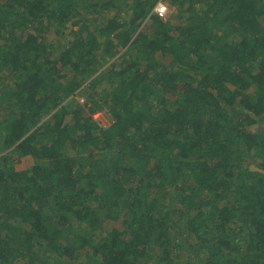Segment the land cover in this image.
<instances>
[{
	"label": "trees",
	"instance_id": "1",
	"mask_svg": "<svg viewBox=\"0 0 264 264\" xmlns=\"http://www.w3.org/2000/svg\"><path fill=\"white\" fill-rule=\"evenodd\" d=\"M157 1L0 0V264H264V0Z\"/></svg>",
	"mask_w": 264,
	"mask_h": 264
},
{
	"label": "rangeland",
	"instance_id": "2",
	"mask_svg": "<svg viewBox=\"0 0 264 264\" xmlns=\"http://www.w3.org/2000/svg\"><path fill=\"white\" fill-rule=\"evenodd\" d=\"M160 1H162V2H165V3H167V0H158L157 1V3L158 2H160ZM156 3V4H157ZM156 6V5H155ZM171 10H173V8L171 9ZM170 8H169V5H168V12H167V14H166V16L164 17L165 19H164V21H166V22H168V21H170L169 23H167L168 25H176V24H179L181 21V19H180V17H177L176 19H172V17H170V15H169V13H170ZM154 12H155V7H154ZM169 18V19H168ZM170 19H172V20H170ZM185 23V22H184ZM248 129L249 130H251V131H253V132H256V133H261V134H263L264 135V116L258 121V122H256L255 124H253V125H250L249 127H248ZM22 162H20V163H18V165H17V168L18 169H23V168H25L26 166H27V162H26V160L25 159H22L21 160ZM258 160L257 159H254V158H252V157H250V158H247L245 161H244V163L247 165V164H258ZM255 168V167H254ZM107 223H105V225H106ZM108 225V224H107ZM110 226L112 225V226H114V225H119V223H110L109 224ZM153 262V261H152Z\"/></svg>",
	"mask_w": 264,
	"mask_h": 264
},
{
	"label": "built area",
	"instance_id": "3",
	"mask_svg": "<svg viewBox=\"0 0 264 264\" xmlns=\"http://www.w3.org/2000/svg\"><path fill=\"white\" fill-rule=\"evenodd\" d=\"M168 12V3L158 2L155 6V13H157L161 17H165Z\"/></svg>",
	"mask_w": 264,
	"mask_h": 264
}]
</instances>
